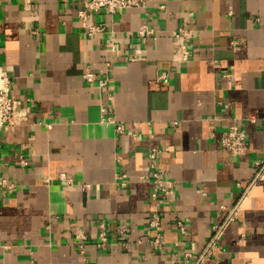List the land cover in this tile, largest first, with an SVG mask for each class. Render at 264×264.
Here are the masks:
<instances>
[{"label": "crops", "instance_id": "1", "mask_svg": "<svg viewBox=\"0 0 264 264\" xmlns=\"http://www.w3.org/2000/svg\"><path fill=\"white\" fill-rule=\"evenodd\" d=\"M83 1L0 0V67L25 112L0 127V264H264V0L99 10L93 36ZM233 122L237 157L220 146Z\"/></svg>", "mask_w": 264, "mask_h": 264}, {"label": "built area", "instance_id": "2", "mask_svg": "<svg viewBox=\"0 0 264 264\" xmlns=\"http://www.w3.org/2000/svg\"><path fill=\"white\" fill-rule=\"evenodd\" d=\"M147 0H84L82 7L77 11V19L79 21L80 26L83 29V33L86 36H93L95 33L100 32L102 27L97 25L94 21V15L99 11L103 10L108 13H114L119 10H123L126 8H145ZM141 33H152L153 30L151 28H146L145 26L140 27L139 31ZM174 36L179 40L176 48L175 54H178L181 59H185L187 55L186 44L189 43L190 33L186 28H178ZM134 55L128 54L127 59L132 60ZM83 78L87 82H93L96 79L95 74L89 70L85 69L83 72ZM0 77L2 82L4 83V87L0 88V127L9 123H18L24 119L25 112L18 108V100L12 98L8 95V88L6 83V76L3 69L0 67ZM98 86L102 87L106 84L105 79H96ZM109 108L107 106L101 107L102 117L101 120L109 121L110 117L105 115L106 110ZM175 124V122H172ZM263 127H264V119H263ZM121 126L117 125L115 127L116 130H120ZM220 146L221 148L227 152V154L231 157H237L243 154L248 148V141L246 139V135L244 130L235 122L229 124L222 132L220 137ZM20 163L22 165L26 164L24 159H20ZM254 171L256 173V179L264 178V153L262 156L254 160L253 162ZM149 175L155 181V190L153 191V195H157V193H161L164 197L170 193L173 182L164 178L162 171L158 169H153L149 171ZM3 181V180H2ZM70 183L71 180L68 179ZM247 191V187L243 188V192ZM151 225H156V218L153 216L150 220ZM177 226L180 232H186L185 225L179 220L177 221ZM213 234L210 238V245L214 243L216 238L218 237L221 227L215 226L213 229ZM104 239L103 236H101ZM83 239V238H81ZM151 245L154 248H159L161 244H163V239L161 235H158L151 242ZM209 245V246H210ZM198 264V262L196 263Z\"/></svg>", "mask_w": 264, "mask_h": 264}, {"label": "bare ground", "instance_id": "3", "mask_svg": "<svg viewBox=\"0 0 264 264\" xmlns=\"http://www.w3.org/2000/svg\"><path fill=\"white\" fill-rule=\"evenodd\" d=\"M4 87V83L2 82V79L0 77V88H3Z\"/></svg>", "mask_w": 264, "mask_h": 264}]
</instances>
